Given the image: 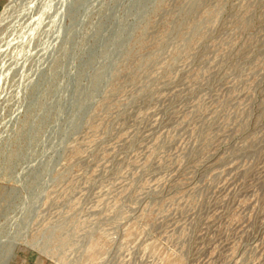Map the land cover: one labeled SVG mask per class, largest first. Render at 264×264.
Segmentation results:
<instances>
[{"label": "rangeland", "instance_id": "1", "mask_svg": "<svg viewBox=\"0 0 264 264\" xmlns=\"http://www.w3.org/2000/svg\"><path fill=\"white\" fill-rule=\"evenodd\" d=\"M0 264H264V0H0Z\"/></svg>", "mask_w": 264, "mask_h": 264}]
</instances>
